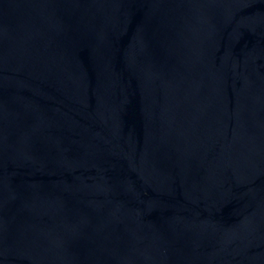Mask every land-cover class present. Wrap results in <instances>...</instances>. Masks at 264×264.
Segmentation results:
<instances>
[{"label": "water", "instance_id": "95a60500", "mask_svg": "<svg viewBox=\"0 0 264 264\" xmlns=\"http://www.w3.org/2000/svg\"><path fill=\"white\" fill-rule=\"evenodd\" d=\"M0 264H264V0H0Z\"/></svg>", "mask_w": 264, "mask_h": 264}]
</instances>
